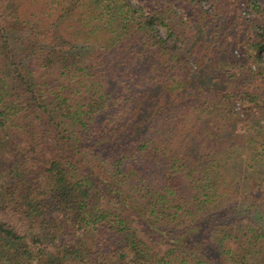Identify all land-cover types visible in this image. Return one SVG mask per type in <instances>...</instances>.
I'll use <instances>...</instances> for the list:
<instances>
[{
    "label": "trees",
    "instance_id": "obj_1",
    "mask_svg": "<svg viewBox=\"0 0 264 264\" xmlns=\"http://www.w3.org/2000/svg\"><path fill=\"white\" fill-rule=\"evenodd\" d=\"M200 1L0 0V264H264V4Z\"/></svg>",
    "mask_w": 264,
    "mask_h": 264
},
{
    "label": "rangeland",
    "instance_id": "obj_2",
    "mask_svg": "<svg viewBox=\"0 0 264 264\" xmlns=\"http://www.w3.org/2000/svg\"><path fill=\"white\" fill-rule=\"evenodd\" d=\"M129 1H130V3H131L133 6H135V7H139V6H140V5H139V4H140L139 0H129ZM256 1H257L260 5H263V4H264V0H256ZM199 5L202 6V8H203L204 10L208 11V12H211V10H212V5H211L209 2H207L206 0H202V1H200ZM158 32H159V34L162 35V31H161V30H159ZM235 109L239 111L240 106H239L238 103L235 104ZM249 124H250V125H251V124H254L255 126H257L259 123H258V122H250Z\"/></svg>",
    "mask_w": 264,
    "mask_h": 264
}]
</instances>
